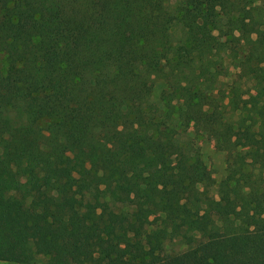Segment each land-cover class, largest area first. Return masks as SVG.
<instances>
[{"label":"trees","instance_id":"1","mask_svg":"<svg viewBox=\"0 0 264 264\" xmlns=\"http://www.w3.org/2000/svg\"><path fill=\"white\" fill-rule=\"evenodd\" d=\"M201 1L0 0V262L264 264V11Z\"/></svg>","mask_w":264,"mask_h":264},{"label":"rangeland","instance_id":"2","mask_svg":"<svg viewBox=\"0 0 264 264\" xmlns=\"http://www.w3.org/2000/svg\"><path fill=\"white\" fill-rule=\"evenodd\" d=\"M241 4H244L248 7H258L264 11V0H238ZM201 6L205 9H214L218 4V0H206L200 2ZM215 6V7H214ZM213 46L217 51V55L223 59L224 66L227 68V80L229 84L233 80H237V83L242 87V90H245V87H250L254 83V79L248 76L250 68L255 70V67L258 62L255 54L251 52L250 49L243 46V44L238 40V34L235 32L229 33L225 30H220L213 33ZM254 57L253 60L251 57ZM252 60V61H251ZM260 60V59H259ZM159 94V88H156L154 91V98L157 99ZM242 98H247L243 96ZM250 99V98H248ZM245 144L248 147H251L253 140L250 135L245 136ZM196 146L199 148L201 160L203 162V167L205 175L213 183V187L209 188V194L212 197H216L214 185L218 183L224 177V168L226 154L219 152L214 148L213 143L206 141H199L196 143ZM166 250L169 252H180L183 250V246L179 242L174 241L172 244H166ZM43 258H40L38 264H42ZM0 264H12L0 262Z\"/></svg>","mask_w":264,"mask_h":264}]
</instances>
